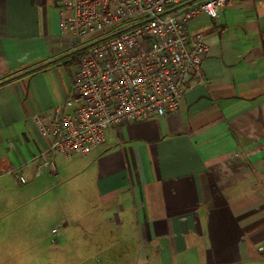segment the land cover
I'll return each mask as SVG.
<instances>
[{
    "label": "crops",
    "instance_id": "0c3cea01",
    "mask_svg": "<svg viewBox=\"0 0 264 264\" xmlns=\"http://www.w3.org/2000/svg\"><path fill=\"white\" fill-rule=\"evenodd\" d=\"M50 2L0 0V244L25 234L15 204L54 182L84 192L89 213L70 231L100 264H264V0L189 21L210 49L178 110L119 125L75 166L37 176L51 140L35 116L66 98L77 67L65 73Z\"/></svg>",
    "mask_w": 264,
    "mask_h": 264
},
{
    "label": "built area",
    "instance_id": "2783aa9c",
    "mask_svg": "<svg viewBox=\"0 0 264 264\" xmlns=\"http://www.w3.org/2000/svg\"><path fill=\"white\" fill-rule=\"evenodd\" d=\"M228 1L66 0L60 32L79 61L66 98L35 116L51 140L36 175L47 168L56 173L55 153L86 156L117 126L178 110L187 88L204 82L210 49L188 23L199 14L218 17ZM258 251L264 254V245Z\"/></svg>",
    "mask_w": 264,
    "mask_h": 264
},
{
    "label": "rangeland",
    "instance_id": "374dc122",
    "mask_svg": "<svg viewBox=\"0 0 264 264\" xmlns=\"http://www.w3.org/2000/svg\"><path fill=\"white\" fill-rule=\"evenodd\" d=\"M65 1L51 0L50 4L55 7ZM64 55L67 61L64 69L68 74L74 70L79 54L71 50ZM76 158L56 153L54 161L58 170L63 172V168L75 166ZM57 186L54 182H46L39 190H30L28 202L15 204L13 215H27L24 223L27 228H24V236L6 234L3 237L0 264H100L99 258L89 253L86 234L70 231L76 227L75 223H79V218L89 213L90 206L85 204L84 192L73 190L72 186L60 191L55 189ZM33 192L36 200L30 199ZM67 223L70 226H66Z\"/></svg>",
    "mask_w": 264,
    "mask_h": 264
},
{
    "label": "trees",
    "instance_id": "16d2710c",
    "mask_svg": "<svg viewBox=\"0 0 264 264\" xmlns=\"http://www.w3.org/2000/svg\"><path fill=\"white\" fill-rule=\"evenodd\" d=\"M78 63V59H76V64Z\"/></svg>",
    "mask_w": 264,
    "mask_h": 264
}]
</instances>
